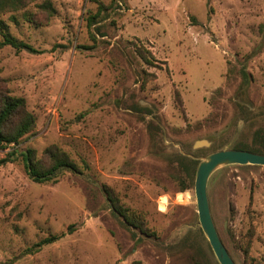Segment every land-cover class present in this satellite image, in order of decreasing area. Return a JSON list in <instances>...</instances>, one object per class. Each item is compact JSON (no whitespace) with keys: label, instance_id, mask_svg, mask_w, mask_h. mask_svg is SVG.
Segmentation results:
<instances>
[{"label":"rangeland","instance_id":"374dc122","mask_svg":"<svg viewBox=\"0 0 264 264\" xmlns=\"http://www.w3.org/2000/svg\"><path fill=\"white\" fill-rule=\"evenodd\" d=\"M0 21L41 51L0 47V98L23 100L5 129L34 119L0 149V264H219L180 188L264 127V0H0ZM27 150L78 170L33 181ZM207 191L233 261L264 264V166L220 167Z\"/></svg>","mask_w":264,"mask_h":264},{"label":"trees","instance_id":"16d2710c","mask_svg":"<svg viewBox=\"0 0 264 264\" xmlns=\"http://www.w3.org/2000/svg\"><path fill=\"white\" fill-rule=\"evenodd\" d=\"M17 0H8V3L14 4ZM115 0H112V2ZM102 10H105V6L103 4H100L98 7V11L95 15L91 16L88 19V25L89 26H95L98 20H96V17L101 15ZM95 30H99V27H96ZM99 32V31H98ZM0 47L3 46H10L16 51L19 50H25L29 53H40L41 51L35 49L30 44L17 40L12 35H10L6 28L4 27V24L2 21H0ZM140 56L144 57L142 54ZM145 60H148L144 57ZM242 75L244 77V81L248 80L247 73L242 71ZM23 106V100L20 98H13V97H6L3 96L0 98V149L4 148L6 145H11L17 143L18 139L28 133L31 128L34 125V119L30 114L25 115V117L22 119V121L18 124V126L13 131H6V127L8 125V121L10 117ZM143 109V108H142ZM234 149H243V150H249L256 153L264 154V127L257 129L251 139L250 143H237L234 147ZM23 155L24 159V167L28 174V176L36 182H45L53 179L56 177L59 172L62 170H69V171H77V166L68 159L64 157H57L53 160V163L45 169H39L31 160H30V151H25V154ZM5 158L0 159V165L5 162ZM194 182V171L191 172L188 171L186 173V183L182 185L180 190H184L188 188L190 185L193 186ZM108 200L111 203V206L113 210L118 213L124 221L132 226V227H139V230H142V226L140 224V220L137 217H132L126 215L124 212H122L116 205L115 202L111 197L108 196ZM71 226L69 227V231L71 230ZM64 236V233L60 234H54L49 235L41 240H39L37 243H35L32 246V250H39L42 246L51 244L61 237ZM31 250V249H29Z\"/></svg>","mask_w":264,"mask_h":264},{"label":"water","instance_id":"95a60500","mask_svg":"<svg viewBox=\"0 0 264 264\" xmlns=\"http://www.w3.org/2000/svg\"><path fill=\"white\" fill-rule=\"evenodd\" d=\"M204 145L198 142L197 146ZM264 166V154L243 149L226 148L205 155L198 163L194 176L193 190L199 226L219 264H236L224 246L215 227L208 198V179L218 168L227 165Z\"/></svg>","mask_w":264,"mask_h":264},{"label":"bare ground","instance_id":"6f19581e","mask_svg":"<svg viewBox=\"0 0 264 264\" xmlns=\"http://www.w3.org/2000/svg\"><path fill=\"white\" fill-rule=\"evenodd\" d=\"M163 207V205H161V208Z\"/></svg>","mask_w":264,"mask_h":264}]
</instances>
